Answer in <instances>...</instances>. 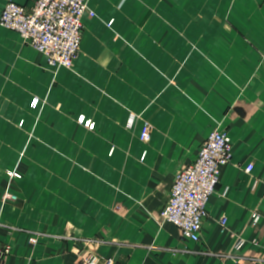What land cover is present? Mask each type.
<instances>
[{
  "label": "crops",
  "instance_id": "crops-1",
  "mask_svg": "<svg viewBox=\"0 0 264 264\" xmlns=\"http://www.w3.org/2000/svg\"><path fill=\"white\" fill-rule=\"evenodd\" d=\"M89 9L73 68L0 25L3 264H264V0ZM216 129L232 160L193 241L159 218Z\"/></svg>",
  "mask_w": 264,
  "mask_h": 264
},
{
  "label": "built area",
  "instance_id": "built-area-1",
  "mask_svg": "<svg viewBox=\"0 0 264 264\" xmlns=\"http://www.w3.org/2000/svg\"><path fill=\"white\" fill-rule=\"evenodd\" d=\"M90 0H35L32 7L7 0L0 16V25L21 34L25 43L45 54L53 67L73 68L80 50L83 17L95 14L89 9ZM39 99L32 105L37 107ZM84 122V118L79 119ZM89 126L90 122H86ZM151 126L146 122L141 140H150ZM232 160V143L227 132L213 130L202 145L197 159L175 176L168 202L161 212L160 223L178 226L184 237L199 241L206 206L217 190L222 168ZM251 166L246 171L250 172ZM258 214L253 216L256 223ZM225 225L226 220H221ZM9 248L0 244V264ZM82 264H98V259L88 257ZM107 264H111L110 261Z\"/></svg>",
  "mask_w": 264,
  "mask_h": 264
}]
</instances>
